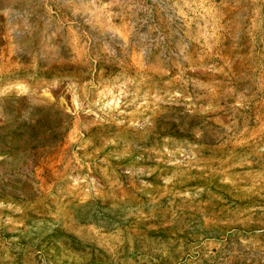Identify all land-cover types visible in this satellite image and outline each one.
I'll return each instance as SVG.
<instances>
[{
    "label": "rangeland",
    "instance_id": "374dc122",
    "mask_svg": "<svg viewBox=\"0 0 264 264\" xmlns=\"http://www.w3.org/2000/svg\"><path fill=\"white\" fill-rule=\"evenodd\" d=\"M0 264H264V0H0Z\"/></svg>",
    "mask_w": 264,
    "mask_h": 264
}]
</instances>
